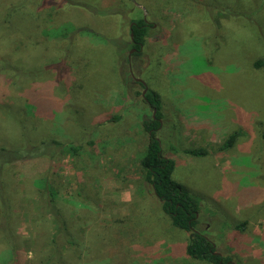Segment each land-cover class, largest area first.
Segmentation results:
<instances>
[{"label":"rangeland","instance_id":"obj_1","mask_svg":"<svg viewBox=\"0 0 264 264\" xmlns=\"http://www.w3.org/2000/svg\"><path fill=\"white\" fill-rule=\"evenodd\" d=\"M22 2L0 0V62L32 84L0 78V147L61 144L45 163L3 169L0 220L19 236L0 229V263L12 245L21 264H44L57 210L81 241L60 248L67 264H210L186 253L190 232L172 224L143 178L142 121L152 111L141 79L161 95L159 137L176 161L173 178L201 202L198 231L232 262L264 264V0H67L58 13ZM117 8L151 25L139 55ZM64 23L67 60L54 38ZM50 62L61 63L56 73ZM237 130L236 144L222 148ZM45 178L55 197L35 185Z\"/></svg>","mask_w":264,"mask_h":264},{"label":"trees","instance_id":"obj_2","mask_svg":"<svg viewBox=\"0 0 264 264\" xmlns=\"http://www.w3.org/2000/svg\"><path fill=\"white\" fill-rule=\"evenodd\" d=\"M28 0H25L26 3ZM67 0H42V8L48 7L55 12H60V10L67 9L66 3ZM96 6V9L100 13H106V9H101V7ZM14 6L13 8H9L6 12V16L11 13H15L17 9ZM95 8V7H94ZM119 9L120 17L124 16L125 21V29L128 28L129 36L128 46L134 48V54L139 55L143 50L144 45L146 44L147 38L150 35V27L148 21L144 17L138 18H130L126 17L127 15L124 10ZM55 15V13L53 14ZM7 21V19H6ZM128 21V22H127ZM59 26V25H58ZM61 30L54 35L55 40L65 41L66 48H62L60 42V47L63 49V53L60 56L67 60V24H61ZM87 33L93 34L94 36L101 37L105 40L111 39V37H107L103 32L97 30H88ZM126 37V36H124ZM121 38V37H119ZM21 50L26 48V44H21ZM37 47V45H35ZM57 47V53H59L60 49ZM55 50V49H54ZM259 65L258 62L255 63ZM60 62H50L49 68L52 70H58L60 68ZM61 75L65 74L67 76V64L63 67L61 66ZM64 72V73H63ZM7 75H20L21 82L16 83L13 80H9ZM36 71L34 70L33 84L36 78ZM0 78H3L5 82L15 84L17 86L21 85V83L25 82V84H32L30 82L31 75L28 73H22L17 69L16 64L14 65H3V61L0 62ZM142 85H144L141 81H138ZM145 86V85H144ZM144 100L150 106L152 113L145 117L142 121V127L144 132L148 134V143L146 146V151L141 158L140 164L143 170V178L147 184L151 186L154 191V194L161 201V209L162 211L168 215L171 219L172 224L184 231L190 232L187 243L185 245L186 253L197 260L207 261L210 264H236L232 262L229 256L223 255L219 253L217 246L214 242L198 231V225L200 223L199 214L201 211V202L199 198L194 196L189 189L180 181L173 178V173L176 168V161L170 157L164 150L162 145V141L159 137L160 129L164 126L163 119V103L161 99V95L158 91L149 88L144 94ZM113 119L118 120L120 116H114ZM240 135V132L237 130L234 133L230 134L228 139L224 142L222 148H229L236 144L237 139ZM52 142V143H51ZM49 142L51 144L49 149H45V147H39L37 145H27L24 147L17 148H6L0 147V176L3 172V169L7 166L18 165L20 168V172L22 169L28 167L33 161L41 160L45 163L46 159L49 155L51 156L54 153V144L60 145L59 141L53 140ZM44 145V142L42 143ZM79 148V147H78ZM71 150L75 153L78 149L74 146H71ZM187 153L197 155L202 150L197 149H186L184 150ZM36 155H32L35 154ZM47 162V161H46ZM22 176V174L20 175ZM35 185L39 188L41 194L48 193L49 196L55 197L57 193L55 192L52 184L49 182L47 178L35 181ZM52 200V199H51ZM56 210V209H55ZM6 214L5 209L2 211ZM57 210L53 212V217L57 220L56 229L54 232V238L51 239L52 248L47 251V260L44 264H67V253L61 252L62 248H65L63 245L64 242L68 246H73L75 248L80 247L81 241L78 238L72 236V234L67 232V219L61 216L57 217ZM3 222L1 226V232L6 239L11 238L14 240V237L18 239V234L15 236V227L7 224L4 220H0V223ZM64 236V241L62 245L59 244L57 238L59 235ZM8 244V243H7ZM9 244L11 245L10 241ZM61 248V249H60ZM10 262L8 264H21L18 254L16 252V248L14 246H10ZM1 264V263H0Z\"/></svg>","mask_w":264,"mask_h":264},{"label":"water","instance_id":"obj_3","mask_svg":"<svg viewBox=\"0 0 264 264\" xmlns=\"http://www.w3.org/2000/svg\"><path fill=\"white\" fill-rule=\"evenodd\" d=\"M138 80L141 81V79H138ZM142 83L145 85V90L143 91V95H144L148 88H147V86H146V84L144 82H142Z\"/></svg>","mask_w":264,"mask_h":264},{"label":"flooded vegetation","instance_id":"obj_4","mask_svg":"<svg viewBox=\"0 0 264 264\" xmlns=\"http://www.w3.org/2000/svg\"><path fill=\"white\" fill-rule=\"evenodd\" d=\"M134 49V48H133Z\"/></svg>","mask_w":264,"mask_h":264}]
</instances>
